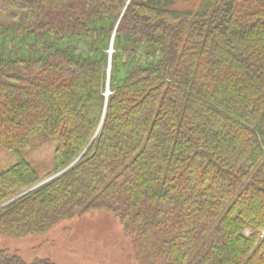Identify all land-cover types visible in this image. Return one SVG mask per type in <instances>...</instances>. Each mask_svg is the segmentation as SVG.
Here are the masks:
<instances>
[{
	"label": "trees",
	"instance_id": "obj_1",
	"mask_svg": "<svg viewBox=\"0 0 264 264\" xmlns=\"http://www.w3.org/2000/svg\"><path fill=\"white\" fill-rule=\"evenodd\" d=\"M98 130L0 209V236L108 211L142 264H264V0H0V207ZM38 133L45 178L23 156Z\"/></svg>",
	"mask_w": 264,
	"mask_h": 264
},
{
	"label": "rangeland",
	"instance_id": "obj_2",
	"mask_svg": "<svg viewBox=\"0 0 264 264\" xmlns=\"http://www.w3.org/2000/svg\"><path fill=\"white\" fill-rule=\"evenodd\" d=\"M123 78L120 74L119 83ZM54 153V144L38 133L23 156L45 178L54 170ZM15 163L13 153L0 149V173ZM0 248L19 255L26 264L39 259H49L54 264H142L131 236L108 211H91L65 219L43 236L22 239L0 236Z\"/></svg>",
	"mask_w": 264,
	"mask_h": 264
},
{
	"label": "water",
	"instance_id": "obj_3",
	"mask_svg": "<svg viewBox=\"0 0 264 264\" xmlns=\"http://www.w3.org/2000/svg\"><path fill=\"white\" fill-rule=\"evenodd\" d=\"M115 33H116V31H115ZM115 33H114V35H113V37H112L111 46H110V50H109V53H110V59H109V69H108V87H107V94H106V95H107V101H108V96L111 94V92H110V90H109V84H110L111 69H112V54H113V52H114L113 45H114ZM102 124H103V122H102ZM102 124H101V126H100V129H101V127H102ZM98 133H99V130H98V132L96 133V135L94 136V138H93V140L91 141L90 145L86 148V150L80 155V157H79L75 162H73L71 165H69V166H68L67 168H65L64 170H62V171L58 172L57 174H55V175H53V176L47 178L46 180L40 182L38 185H36L35 187L31 188V189L28 190L27 192L21 194L20 196L16 197L15 199L9 201L8 203L2 205V206L0 207V209L3 208V207H5V206H7V205H9L10 203H12L13 201L19 199L20 197H22V196H24V195H26V194H28V193H30V192H32V191L38 189V188L44 186L45 184L49 183L50 181L54 180L55 178L61 176L63 173H65L66 171H68L71 167H73V166H74V165H75V164H76V163H77V162H78V161H79V160H80V159L86 154V152L88 151V149H89L90 146L92 145L93 141H94L95 138L97 137Z\"/></svg>",
	"mask_w": 264,
	"mask_h": 264
}]
</instances>
